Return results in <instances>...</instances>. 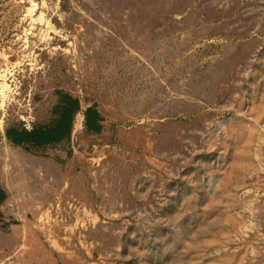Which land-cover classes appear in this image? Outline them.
<instances>
[{"label":"rangeland","instance_id":"rangeland-1","mask_svg":"<svg viewBox=\"0 0 264 264\" xmlns=\"http://www.w3.org/2000/svg\"><path fill=\"white\" fill-rule=\"evenodd\" d=\"M0 264H264V0H0Z\"/></svg>","mask_w":264,"mask_h":264},{"label":"trees","instance_id":"trees-1","mask_svg":"<svg viewBox=\"0 0 264 264\" xmlns=\"http://www.w3.org/2000/svg\"><path fill=\"white\" fill-rule=\"evenodd\" d=\"M65 97L67 110L63 114V117L61 118L59 126L56 130L40 131L35 128L32 130H23L20 132L17 130H8L12 140L18 145H24L25 143L43 144L55 140L59 137L60 134L69 132L71 127V121L74 117L75 112L78 111L79 102L77 99L73 98L70 95H66ZM88 117L89 114L86 115V124H88Z\"/></svg>","mask_w":264,"mask_h":264}]
</instances>
